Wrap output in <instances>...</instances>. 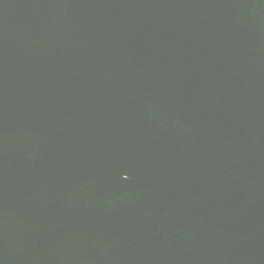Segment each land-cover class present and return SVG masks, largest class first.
<instances>
[{"label":"water","instance_id":"obj_1","mask_svg":"<svg viewBox=\"0 0 264 264\" xmlns=\"http://www.w3.org/2000/svg\"><path fill=\"white\" fill-rule=\"evenodd\" d=\"M0 264H264V0H0Z\"/></svg>","mask_w":264,"mask_h":264}]
</instances>
